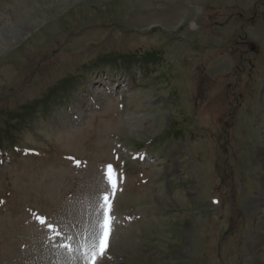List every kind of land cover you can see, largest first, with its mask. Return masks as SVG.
<instances>
[{
  "label": "rangeland",
  "instance_id": "1",
  "mask_svg": "<svg viewBox=\"0 0 264 264\" xmlns=\"http://www.w3.org/2000/svg\"><path fill=\"white\" fill-rule=\"evenodd\" d=\"M107 210L95 264H264V0H0V264Z\"/></svg>",
  "mask_w": 264,
  "mask_h": 264
},
{
  "label": "snow or ice",
  "instance_id": "2",
  "mask_svg": "<svg viewBox=\"0 0 264 264\" xmlns=\"http://www.w3.org/2000/svg\"><path fill=\"white\" fill-rule=\"evenodd\" d=\"M109 178L112 179V176H111V169H112V166L109 165ZM105 202L107 203L108 202V196L105 194ZM41 219V222L43 223V218H40ZM110 217L107 218L104 222V240L101 242V245H100V250L99 252H93L92 254V260H93V264H95V260L97 259L98 256H102L104 254V251L107 247V237L109 235V232H110ZM51 226V225H50Z\"/></svg>",
  "mask_w": 264,
  "mask_h": 264
},
{
  "label": "water",
  "instance_id": "3",
  "mask_svg": "<svg viewBox=\"0 0 264 264\" xmlns=\"http://www.w3.org/2000/svg\"><path fill=\"white\" fill-rule=\"evenodd\" d=\"M251 51L257 52L258 46L253 42H248Z\"/></svg>",
  "mask_w": 264,
  "mask_h": 264
},
{
  "label": "bare ground",
  "instance_id": "4",
  "mask_svg": "<svg viewBox=\"0 0 264 264\" xmlns=\"http://www.w3.org/2000/svg\"><path fill=\"white\" fill-rule=\"evenodd\" d=\"M36 23H37V22H36ZM31 24L33 25L32 22H31ZM251 243L253 244V248H256V246L259 245L257 239H254V238L251 239Z\"/></svg>",
  "mask_w": 264,
  "mask_h": 264
}]
</instances>
